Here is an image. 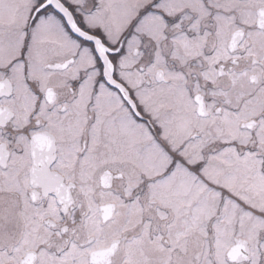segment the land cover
Returning a JSON list of instances; mask_svg holds the SVG:
<instances>
[{"label":"snow or ice","instance_id":"1","mask_svg":"<svg viewBox=\"0 0 264 264\" xmlns=\"http://www.w3.org/2000/svg\"><path fill=\"white\" fill-rule=\"evenodd\" d=\"M0 264H264V0H0Z\"/></svg>","mask_w":264,"mask_h":264}]
</instances>
